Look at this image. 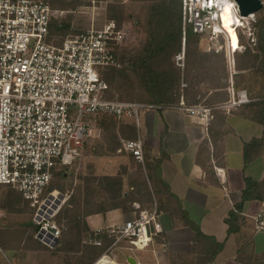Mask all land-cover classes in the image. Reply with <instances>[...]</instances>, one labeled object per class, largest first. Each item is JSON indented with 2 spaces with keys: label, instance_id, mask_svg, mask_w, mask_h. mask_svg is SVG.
Listing matches in <instances>:
<instances>
[{
  "label": "built area",
  "instance_id": "2783aa9c",
  "mask_svg": "<svg viewBox=\"0 0 264 264\" xmlns=\"http://www.w3.org/2000/svg\"><path fill=\"white\" fill-rule=\"evenodd\" d=\"M182 1L183 49L176 55V63L184 68L188 26L217 39L210 49L226 51L231 72V98L226 102L190 104L184 95L178 103L169 105L109 98L102 70L122 67L116 51L134 41L132 23L109 19L99 28L70 34L58 44L48 40L52 16L58 11L47 1L0 0V185L19 192L35 209V237L46 246L54 247L60 240L62 231L55 216L66 202L59 190L48 189L53 170L58 164L70 165L79 158L85 140L93 132L86 120L88 114L103 112L131 119L137 135L122 139L121 150L144 165L141 110L174 109L209 123L216 110L252 101L246 89L234 88L232 71L233 54L247 48L243 38L251 46L258 42L255 15H242L238 3L231 0L236 19L242 22L241 26L235 25L238 48H231L223 28L221 0ZM217 171L222 173L221 168ZM133 205L137 216L109 233L115 237L113 245L125 241L131 248L146 249L154 241L151 226L159 233L162 224L156 207L146 210L137 202ZM253 225L255 232L264 233V208L253 216ZM94 242L101 244L97 239ZM105 256L97 262L102 263Z\"/></svg>",
  "mask_w": 264,
  "mask_h": 264
},
{
  "label": "trees",
  "instance_id": "16d2710c",
  "mask_svg": "<svg viewBox=\"0 0 264 264\" xmlns=\"http://www.w3.org/2000/svg\"><path fill=\"white\" fill-rule=\"evenodd\" d=\"M45 1L58 11L52 16L50 22L49 42L59 44L68 35L82 31L74 29L73 18L67 17L63 10L56 7L58 4L62 9L74 8L84 0ZM142 1L144 4L141 5V13L135 15L138 23L135 28L142 31V36L138 42L122 46L120 51H116V55L122 61V67H107L102 70V77L109 85L106 96L117 100L135 101L134 98L139 92L141 102L159 105L176 104L181 95H184L186 102L190 104L204 102L217 105L230 100V93L227 90L229 69L226 51L205 50L203 34L194 32L191 26L187 27L184 68L176 63V55L183 49V1ZM106 12L107 20L115 19L120 22L123 13L122 0H111L106 7ZM262 13L263 8L257 12L258 22L255 25L258 34V42L255 46L257 52L254 53L250 47H247L242 52L234 53L233 76L236 89H241L242 81L245 78L244 73L259 71L257 61L260 58L264 61V14ZM133 53H135L134 56ZM183 83L186 86L183 87ZM212 89L221 91L213 97H208L207 95ZM217 95L220 96L216 97ZM205 97H207L206 100H204ZM259 97L264 103V93ZM86 120L94 130L99 131V136L92 134L87 137L79 158L72 164L55 166L48 188L50 191L57 189L62 193L73 190L68 201L63 204L55 216L62 231L60 240L54 247L46 246L35 237L38 229L35 226L33 237L29 241L19 242L13 237L18 245L15 244L17 249L21 248L24 251L21 252V255L42 247L54 249L64 239V234L69 233L71 241H74L79 248L69 249L75 253V256H70L66 260L67 264L68 262L69 264H94L114 242L115 237H108L107 230L99 232L90 230L85 217L92 213L121 207L123 204L137 199L141 201L142 209L153 210L156 207L157 213L163 209H171L176 225L188 222L186 214L182 210V202L161 178V161L152 158L147 149H145L144 165L128 153L133 164V172L127 182L122 174L127 172L130 166L123 167L117 175L96 177L97 179L87 178L86 182L75 184L77 179L83 180L84 178L82 173L77 174L76 172L77 167L81 164L79 162L84 156H90L92 153L99 156H116L126 153L121 150L122 139L136 137L134 124L125 119H119L115 114L97 112L88 114ZM256 144L257 140L247 144V157L250 158ZM95 145L97 146L95 147ZM94 182L97 184L95 185ZM126 183L132 187L129 191L124 189ZM259 186L258 182L250 181L243 191L242 203L251 199L263 200L264 195L257 194ZM2 187L7 188L8 196L12 199L9 209L4 207L8 213L22 214L25 210L35 212L34 208L28 206L26 202L24 203V198L19 192L9 186L2 185ZM154 196L158 202L156 204ZM22 203L23 206L18 208L17 206ZM83 234H85L84 237ZM84 239H87V245L82 244ZM96 239L100 240L101 244H96L94 242Z\"/></svg>",
  "mask_w": 264,
  "mask_h": 264
},
{
  "label": "crops",
  "instance_id": "0c3cea01",
  "mask_svg": "<svg viewBox=\"0 0 264 264\" xmlns=\"http://www.w3.org/2000/svg\"><path fill=\"white\" fill-rule=\"evenodd\" d=\"M230 74L229 70L231 78ZM233 75L234 68L235 83ZM245 80L249 81L247 75ZM230 86L229 81V93ZM220 91L212 89L207 96ZM259 96L234 108L216 110L209 123L174 109L142 111L140 130L145 149L161 161V178L182 202L188 222L174 224L172 210L163 209L157 214L163 231L157 233L151 226L154 241L149 248L113 242L103 253L110 260L105 264H264V233L255 232L253 225V216L264 208V199L242 203L243 191L250 181L258 182L257 194L264 195V103ZM125 120L133 123L129 118ZM253 140L257 144L249 158L246 146ZM114 158H119L121 166L130 160L125 154ZM104 164L112 165L109 160L101 162V169L96 171L99 177L117 175L122 170L118 166L103 170ZM217 168H221V174ZM132 172L133 167H129L122 174L125 182ZM131 188L128 183L124 186L126 191ZM138 200L89 214L86 224L94 232L107 230V236L113 237L109 233L112 228L137 216L133 204L141 205ZM154 201L156 204L155 196ZM19 220L17 216L8 220L11 231L18 228ZM86 240L82 244L87 245ZM97 261L94 264H103Z\"/></svg>",
  "mask_w": 264,
  "mask_h": 264
},
{
  "label": "rangeland",
  "instance_id": "374dc122",
  "mask_svg": "<svg viewBox=\"0 0 264 264\" xmlns=\"http://www.w3.org/2000/svg\"><path fill=\"white\" fill-rule=\"evenodd\" d=\"M110 1L111 0H84L79 6L74 8L62 9L58 6V4L57 7L56 6L55 7L58 8L59 10H63L64 14L67 17L71 16L73 18L72 23L74 29L87 30L91 28H99L107 21L106 7ZM122 2H123V13L121 16V21L127 20V22L132 23V25L135 27V25L138 24L137 16L135 15H139L141 13V5L144 4V2L142 0H122ZM262 14H264V7ZM255 18H256V22H255L256 25V23L258 22L257 13L255 14ZM133 29H134L135 38L134 41H132V44L138 42L140 36H142V31H140L139 29L136 30V28ZM257 38H258V34H257ZM202 40L203 43L206 45L205 47H203L205 50H209L210 48H213L214 43L218 42L217 39L212 40L209 34H204ZM219 40L220 42L223 41L221 37L219 38ZM243 41L244 43H246L247 47H250L253 50L254 53L257 52V49L255 48L256 45L253 46L249 45L248 40L245 38H243ZM238 42H239V38H238ZM132 55L134 56L135 53H133ZM257 66L259 67L260 70L255 72L258 73H255L253 71L250 72L248 71L244 73L249 77V81H246L244 78V80L242 81L243 85L240 87L242 89L248 90V92H252V95H250L251 98L254 97L255 95L259 96V94L262 95L264 93V61L261 60V58L257 61ZM229 81H230V77H229ZM137 93L138 95L135 96L134 100L137 102H141L140 101L141 99L139 97L140 93L139 92ZM142 111L143 110H141L140 112V119H142ZM92 134L95 136H99V131L94 130ZM96 146L97 145H95V147ZM123 154L129 156L128 153H123ZM117 156L118 155L99 156L93 153L90 156H84L79 162L81 164H79L76 170L77 174L82 173V176H84V178L83 180L77 179L75 184H81L83 182H86L87 178H91V179H95L96 177L99 178V176L96 175V171L98 170V167L101 169V162H104L105 160H109L112 165L109 167H106L105 164L102 165L103 170H106L107 168H112V166L113 168L118 166V168L121 169L125 166L133 167L131 160H129V163H126L128 165L121 166L122 164L119 163V158H114ZM94 183L95 185L97 184V182ZM72 191L73 190L71 189L63 193L66 197V202L71 196ZM8 192L9 191L7 190V188L0 186V247L3 249V253H0V264H67L66 260L70 256H72L71 255L72 251L69 249L79 248V246H77L74 241H71L72 239L70 238L69 233H67L66 235L64 234V239L54 249L51 248L45 249L44 247H42L41 249L38 248V250L36 251H27L23 255H21V252L24 251L21 250V248H19V251L18 250L17 252L15 251L18 245L15 243L16 240L14 241L13 237L19 240V242L21 241L27 242L33 237V231H35V226H36V224L33 221L35 212L33 210H25L22 214L8 213L7 210L4 208L7 207V209H9V207L12 205V199L9 198ZM23 201L24 203L26 202L28 206H30L25 199H23ZM22 206L23 203L22 205L17 207L21 208ZM14 216H17V218L20 220L18 221L19 223L17 222L16 225L18 226V228H15V230L11 231L10 230L11 227L8 225L7 222L9 219L11 220ZM8 232H10L11 234L9 235ZM16 234L17 237L15 236ZM8 235L10 236V238ZM73 254L75 256V253Z\"/></svg>",
  "mask_w": 264,
  "mask_h": 264
},
{
  "label": "bare ground",
  "instance_id": "6f19581e",
  "mask_svg": "<svg viewBox=\"0 0 264 264\" xmlns=\"http://www.w3.org/2000/svg\"><path fill=\"white\" fill-rule=\"evenodd\" d=\"M221 2L224 4L223 10L221 13L222 16V22H223V28L226 30V32L229 35V45L231 48H238L239 42H238V35L236 31V24L242 25L241 20L236 19L234 10L232 9L231 0H221ZM101 261L103 264L106 262L108 263L107 256H105Z\"/></svg>",
  "mask_w": 264,
  "mask_h": 264
},
{
  "label": "water",
  "instance_id": "95a60500",
  "mask_svg": "<svg viewBox=\"0 0 264 264\" xmlns=\"http://www.w3.org/2000/svg\"><path fill=\"white\" fill-rule=\"evenodd\" d=\"M240 8L241 14L244 16H249L256 14L264 7V2L262 0H235ZM133 264L135 262L133 261Z\"/></svg>",
  "mask_w": 264,
  "mask_h": 264
}]
</instances>
